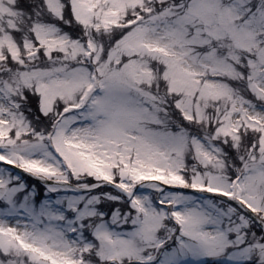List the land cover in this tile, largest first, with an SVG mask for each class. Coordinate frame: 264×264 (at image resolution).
Returning a JSON list of instances; mask_svg holds the SVG:
<instances>
[{"label": "snow or ice", "instance_id": "1", "mask_svg": "<svg viewBox=\"0 0 264 264\" xmlns=\"http://www.w3.org/2000/svg\"><path fill=\"white\" fill-rule=\"evenodd\" d=\"M0 264H264V0H0Z\"/></svg>", "mask_w": 264, "mask_h": 264}]
</instances>
